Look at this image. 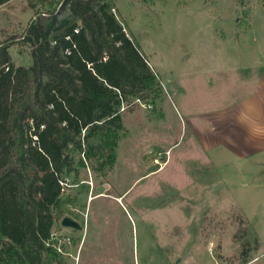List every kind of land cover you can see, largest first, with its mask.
Instances as JSON below:
<instances>
[{"label": "rangeland", "instance_id": "obj_1", "mask_svg": "<svg viewBox=\"0 0 264 264\" xmlns=\"http://www.w3.org/2000/svg\"><path fill=\"white\" fill-rule=\"evenodd\" d=\"M111 4L161 97L121 112L127 131L103 175L80 167L68 177L66 216L79 227L53 225L72 242L50 264H264V170L247 173L223 149L207 154L184 124L189 113L233 106L263 76L264 0ZM32 14L27 0L0 5V41ZM9 53L17 66L32 63L27 45Z\"/></svg>", "mask_w": 264, "mask_h": 264}, {"label": "trees", "instance_id": "obj_2", "mask_svg": "<svg viewBox=\"0 0 264 264\" xmlns=\"http://www.w3.org/2000/svg\"><path fill=\"white\" fill-rule=\"evenodd\" d=\"M27 6L26 28L0 41V264H50L52 227L75 200L60 180L80 167L103 175L127 131L121 107L161 97L111 0ZM15 43L29 47L30 66L13 62Z\"/></svg>", "mask_w": 264, "mask_h": 264}, {"label": "crops", "instance_id": "obj_3", "mask_svg": "<svg viewBox=\"0 0 264 264\" xmlns=\"http://www.w3.org/2000/svg\"><path fill=\"white\" fill-rule=\"evenodd\" d=\"M148 63L153 68L150 60ZM258 80L255 88L248 92L250 94L233 106L208 108L197 116L189 113L184 121L204 152L217 157L226 150L246 167L247 173L264 170V92H260L264 74L259 73ZM181 90L183 97L185 89Z\"/></svg>", "mask_w": 264, "mask_h": 264}, {"label": "built area", "instance_id": "obj_4", "mask_svg": "<svg viewBox=\"0 0 264 264\" xmlns=\"http://www.w3.org/2000/svg\"><path fill=\"white\" fill-rule=\"evenodd\" d=\"M77 31V29H75ZM140 102L138 99H136L133 103ZM155 101H151L150 103H147L145 106L148 108H152ZM142 103V102H140ZM126 106H122L121 110L124 111V108ZM60 184L62 186V191L68 192L70 188L72 187L71 180L68 178V176L64 177L60 180ZM50 244L58 251H60L61 246L63 245H70L72 242V239L68 235H63L62 233L51 231L50 233Z\"/></svg>", "mask_w": 264, "mask_h": 264}, {"label": "water", "instance_id": "obj_5", "mask_svg": "<svg viewBox=\"0 0 264 264\" xmlns=\"http://www.w3.org/2000/svg\"><path fill=\"white\" fill-rule=\"evenodd\" d=\"M61 224L63 226L73 227L75 229L79 227V225L76 221H74L73 219H70L67 216H65L61 219Z\"/></svg>", "mask_w": 264, "mask_h": 264}]
</instances>
